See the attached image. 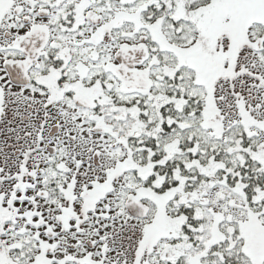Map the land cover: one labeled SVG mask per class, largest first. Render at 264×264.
Masks as SVG:
<instances>
[{
	"label": "snow or ice",
	"instance_id": "obj_1",
	"mask_svg": "<svg viewBox=\"0 0 264 264\" xmlns=\"http://www.w3.org/2000/svg\"><path fill=\"white\" fill-rule=\"evenodd\" d=\"M0 264H264V0H0Z\"/></svg>",
	"mask_w": 264,
	"mask_h": 264
}]
</instances>
